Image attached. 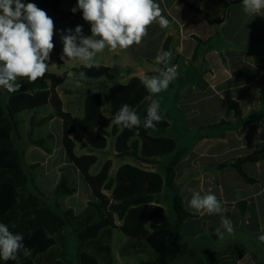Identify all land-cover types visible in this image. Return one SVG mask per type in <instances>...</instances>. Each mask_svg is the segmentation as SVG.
I'll return each mask as SVG.
<instances>
[{
    "label": "crops",
    "instance_id": "crops-1",
    "mask_svg": "<svg viewBox=\"0 0 264 264\" xmlns=\"http://www.w3.org/2000/svg\"><path fill=\"white\" fill-rule=\"evenodd\" d=\"M187 1L206 12L210 19L193 11L181 0H156L162 14L170 22L169 26L161 28L158 22H153L139 45L134 43L127 49L113 51L108 60L111 64L107 69L109 74L103 72L100 77H96L93 73H87L88 79L80 82L78 87H68L67 72L77 69V65H72V61H64L63 66H60L58 62L56 73L62 72L63 75L54 74L56 84L52 85L48 81L51 74L46 72L43 78L49 82L48 89L11 94L0 87L1 101L17 113L19 131L14 134V138L23 154V163L30 177V190L41 194L45 206L57 211L72 209L77 216L84 214L89 204L98 200L92 179H96L94 177L99 174L91 170L87 173L73 160L66 142L68 127L78 122L76 125L80 132L76 136L85 134L92 144L90 138L93 130L101 126L100 118L104 117V124L110 126L122 105L128 104L136 111L137 102L139 105L146 102L136 111L143 121L150 103L157 101L163 119L156 124L155 129H144L141 125L139 129L134 127L129 130L114 123L113 129L118 130L116 134L113 131L110 133L107 131L108 126H104L107 133L102 137L97 135V139L111 144L123 140L129 144L126 149L138 139L140 155L144 158L147 157L142 155L143 149L149 144H168L173 150L172 155L181 149L189 150L177 166L175 183L187 211L193 214L185 221L182 233L196 255L182 257L174 264H264V243L258 240V236L264 234V70L256 64L258 60L264 59V10L257 15L245 14L242 0ZM76 6L77 0H61V13H52L49 17L56 25L64 23L66 26V23L80 21L82 26L90 30L91 25L83 20L82 14L68 15ZM76 12L82 13V10ZM61 33L58 27L54 31L56 47L60 45ZM164 51L173 53L171 65L177 66L178 76L163 90L161 102L157 100L158 93L149 92L142 80L159 75L163 65L158 64L155 57ZM122 57V64L116 68L115 59ZM98 61L100 65L107 62ZM138 72L142 73L138 75ZM137 86L143 88L141 94ZM77 97L80 98L78 106L73 103ZM93 98L96 112L92 111ZM231 100L239 104L242 111L240 116L229 106ZM24 123L29 129L22 131ZM32 139H46L45 146L35 145ZM119 152H112L113 156L121 160L119 164L132 158L117 157ZM59 154V163L50 167L49 164ZM251 155H255L256 160L245 163L243 169L254 180L253 183L247 182L233 166L220 167ZM151 158L159 161L157 156ZM106 162L113 164L111 159ZM105 164L104 161L102 168ZM143 165L152 168V165ZM114 171L112 167L111 173H107L115 180L112 190L102 186L109 195L117 189ZM161 174L163 192L155 194L156 198L162 195L161 202L157 198L154 203L133 207L124 220H120L113 212L111 217L116 219L113 225L109 224L106 212L104 220L83 229L74 225L49 237L33 250L32 261L35 262V258L39 257L41 264H75V261L79 264H102L100 254L109 246L111 264H141L156 259L157 252L145 239L152 232L150 225L162 222L144 221L145 232L138 235L133 228L132 214L139 210L158 208L163 210V222H175V212L174 220L171 207L165 205L168 188L165 185V173L161 171ZM63 176L75 189L74 194H57ZM143 186H147L154 194L148 184L141 185L140 192ZM187 188L200 191L202 195L211 189L222 203L223 212L214 215L195 212L189 207L191 193ZM83 189L87 192L86 198L79 207L74 200ZM221 215L232 221L233 233L229 234L221 227ZM218 227L224 232V239L216 235L215 229ZM106 231H111L110 240L105 237ZM87 233L89 237H85ZM117 235L122 236V243L116 244ZM65 237V243L72 237L76 244L72 251L67 249L61 255L58 249L52 248H56L58 239ZM97 237H101L102 242L94 247L95 250L93 244H81L82 241ZM50 252L57 255L54 262L48 259ZM92 252L97 254L98 261L86 260L87 254ZM146 255L151 260L144 259ZM29 257L17 264H24ZM37 261L34 264H38Z\"/></svg>",
    "mask_w": 264,
    "mask_h": 264
},
{
    "label": "clouds",
    "instance_id": "clouds-1",
    "mask_svg": "<svg viewBox=\"0 0 264 264\" xmlns=\"http://www.w3.org/2000/svg\"><path fill=\"white\" fill-rule=\"evenodd\" d=\"M243 11L248 15H257L264 10V0H242ZM82 10L83 20L91 25L90 36H84L82 27L67 29V34L61 35L64 61H78L87 69L99 68L97 54L106 48L115 51L127 49L134 43L139 45L147 36V28L153 22H158L161 28L169 26V20L162 14V9L156 0H77V6L71 11ZM54 22L44 10L34 3H23L22 0H0V87L9 93L18 92L22 84L18 78H27L30 82L43 78L48 70L50 53L53 44ZM65 57L67 59L65 60ZM173 53L164 51L155 60L163 65L158 76L144 78L142 83L153 93H160L169 87L178 76L177 67L171 65ZM171 65V66H170ZM62 76V72H57ZM67 78L78 87L87 78L84 71H68ZM163 119L160 104L153 100L147 108L143 121L137 112L128 104L121 106L115 114L114 123L131 130L142 125L144 129H155L156 124ZM189 207L197 213L209 215L221 214L222 203L209 189L201 194L192 188ZM221 227L229 234L233 233L232 221L221 215ZM221 227L215 229L216 235L224 239ZM23 235L13 233L9 227L0 223V258L4 261L18 260V254L31 256V250L23 244ZM264 243V234L258 236Z\"/></svg>",
    "mask_w": 264,
    "mask_h": 264
},
{
    "label": "trees",
    "instance_id": "trees-1",
    "mask_svg": "<svg viewBox=\"0 0 264 264\" xmlns=\"http://www.w3.org/2000/svg\"><path fill=\"white\" fill-rule=\"evenodd\" d=\"M181 1L193 11L210 19L206 12L187 0ZM22 2L25 4L34 3L39 9L44 10L48 16L52 13H61V0H22ZM81 14V12H72L68 15ZM196 53H198V50ZM61 61L59 58V62ZM256 64L264 70V59L258 60ZM17 82L21 83L22 87L18 92L11 94L35 92L49 88V82L44 78H38L35 82H30L27 78H18ZM228 103L235 114L240 116L242 111L239 104L232 100ZM18 131L19 122L16 111L10 105H4L0 95V223L7 225L13 233L22 234L24 237L23 244L32 252L44 244L49 237L60 234L74 225L83 229L97 221L104 220L105 215L97 202H91L89 209L81 216H77L72 209L57 211L43 204L41 194H35L29 188L30 177L23 163V154L14 138V134ZM117 132V128H114L113 134ZM76 139L81 141L79 136H76ZM32 142L37 146L44 147L46 139H32ZM131 145L132 150L124 152L122 154L124 157H132L141 164L158 165L160 163L156 158H144L140 155V141L138 139L132 142ZM188 153L189 150L187 149L177 151L165 167V185L167 188L172 189L174 193L173 210L176 214V220L174 223L162 222L150 225L152 232L146 237L145 242L157 252L158 256L152 261L142 262L141 264H174L182 257H194L196 255L185 241L182 233L185 221L193 217V214L187 211L181 194L176 190L175 183L177 166ZM255 160V155H251L238 159L231 165L224 164L220 167L233 166L247 182L253 183L254 180L245 173L243 165ZM113 186L114 180L112 179L106 184L105 189L112 190ZM74 193L75 189L70 187L68 178L63 176L58 185L57 194L72 195ZM156 200V195L150 193L147 186H143L140 193L120 202H112L109 209L117 214L120 220H124L131 208L154 203ZM100 238L97 237L88 242L99 245L102 242ZM23 258L25 257L20 252L18 260L4 261L0 258V264H17ZM48 259L54 262L57 255L50 252ZM37 262L41 264L39 259Z\"/></svg>",
    "mask_w": 264,
    "mask_h": 264
},
{
    "label": "rangeland",
    "instance_id": "rangeland-1",
    "mask_svg": "<svg viewBox=\"0 0 264 264\" xmlns=\"http://www.w3.org/2000/svg\"><path fill=\"white\" fill-rule=\"evenodd\" d=\"M75 20V19H74ZM79 20V19H78ZM54 24L55 29L54 31L58 28H61L62 30V34H67L66 30L70 27H73V33L74 30L77 26H81L82 27V31H83V35L84 36H90L91 32L88 28H85L84 25L82 26L80 21H73L72 24L67 25L65 24ZM55 35V34H54ZM53 35V44H54V48L52 50V52L50 53V59L48 61H46V63L49 64L47 73H50L51 75L48 78V81L51 82L52 85L56 84L57 78L54 77V74H56V66H58V62H59V58L61 57L62 53H63V43L61 41V35H59L60 37V45L59 47H56L55 44V38ZM118 51V50H117ZM112 50L106 48L102 53L97 54L96 60H102V61H107L105 62V65H100V69L93 67L92 69H87L85 68L82 64H80L78 61H72V65H77V69L74 70V72H79V71H84L86 74L87 73H93L96 77H100L102 75V73L104 72V74H109L107 69H109V67H111V64L108 62V60L111 59V55H112ZM71 62V61H70ZM123 62V57L122 58H117L115 59V66L116 68L118 67L117 65L122 64ZM109 63V64H108ZM64 64V60H62L61 62H59L60 66H63ZM114 66V67H115ZM120 66V65H119ZM93 71V72H92ZM142 72H138V75H140ZM48 77V76H47ZM136 82L139 83V81L136 80ZM135 82V83H136ZM68 87H74L76 86L75 83H73L72 81H68L67 82ZM137 89H141L140 92H138L139 94L142 93L143 88H140L139 86L136 87ZM63 90H65V88H63ZM68 90V89H66ZM41 97H44L43 95ZM60 99V98H59ZM98 99V98H97ZM160 99L161 102H163V90L158 93L157 96V100ZM80 102V98L77 97V100L75 99V104H79ZM95 98L92 99V111L96 112V106H95ZM146 102L141 103V105H139L140 103L137 102L136 103V111L140 110V107L142 105H144ZM20 118V117H18ZM21 119V118H20ZM104 117L101 119L100 118V127L99 128H95L96 130H93V135L90 138V141L92 142V144H90L88 142V139L86 138V135L83 134V136L81 137V141H78L76 139V134H78L80 131H78V126L76 124L77 123H73L72 125H70L67 129V137H66V142L68 145V148L70 150L71 156L73 158V160L80 164V166L82 167V169L84 171H86L87 173L89 172V170H91L93 173H98L99 176L98 177H94L96 179H92V186L93 189L96 192V196H97V203L100 205L101 209L103 210V213L106 212L109 215L108 218V222L109 224H115L116 219H113V217H111L112 215H114L113 212H111L109 210V205L112 202H120L126 198L132 197L138 193H140V187L143 184H148L149 186L152 187L153 193L156 195H159V193L163 192V174H161V171L165 173V167L168 165L171 157H172V153L173 150L171 149V146L168 144H149L147 146L144 147L142 155L147 157V158H151V157H155L157 156L159 158L160 163L158 165H152V168L147 167L146 165L144 166L143 164L141 165V163H139L138 161L134 160L133 158H130L128 160H125V162H123V164H119L121 160L117 159L115 156H113L112 152L113 151H120L119 154L117 155V157H124L122 154L124 152L130 151L132 150V145L130 144V148L126 149L125 147H128L129 144H127L126 142H124L123 140H121L120 142H113L111 144V142L106 141V140H101V139H97V135L102 137L105 133H107V131H109L110 133L113 131V127H114V123H112L110 126L105 125L104 124ZM114 124V125H113ZM108 128V130L106 131L105 127ZM22 131H25L26 129H29V126L26 128L25 127V123L22 124L21 127ZM72 130H74L72 132ZM92 133V132H91ZM100 140V141H99ZM99 141V143H98ZM104 141V143H102ZM106 142V143H105ZM106 149L105 151L102 150ZM124 149V150H123ZM59 159H61V155L59 154L57 156L56 159H54L49 166L50 167H54L59 163ZM107 159H111L113 160V164L110 162H106ZM105 161V166L102 168V165ZM117 163V164H116ZM114 164L115 168H114ZM115 170L113 173L115 175L116 181H117V189L115 190V192L112 195H109L108 192L106 190H104L106 184L112 180V176L107 174V173H111V169ZM102 168V170H101ZM96 176V175H93ZM114 180V179H113ZM76 183V182H75ZM115 183V180H114ZM78 184V182H77ZM104 188H103V187ZM149 192L151 193V191L149 190ZM86 191L83 189L82 192L80 193V196L74 200L75 204L77 206H81L84 204L85 198H86ZM161 196L157 197L159 198V202H161ZM173 198H174V194L172 189L168 188L166 193H165V205L166 207H171V214L172 216H174V220H175V214H174V210H173ZM163 203V202H162ZM169 213V212H168ZM81 215V214H80ZM79 216V215H78ZM132 218H133V228L136 230V233L138 235H143L144 234V229H145V223L144 221H154V222H163V218H165V216L163 215V210L162 209H156V208H151V209H147V210H139V211H135L132 214ZM67 230V229H66ZM90 234L87 233L85 234V237H89ZM111 231H106L105 237L107 239H111ZM121 236V235H120ZM119 235H117L116 237H118L116 239V244L117 243H122L123 239L122 236L120 237ZM70 239L66 242L67 237H65L64 239H58L57 240V244H55L56 248H52V249H58V253H60L61 255L64 254L65 250L70 249L71 251L73 250V245L75 246V241H73L72 237H69ZM68 244V245H65ZM81 244H83V246H90L92 244H88V241H82ZM122 245V244H121ZM59 246V248H58ZM44 247H47V245H45ZM97 247L96 244H93V247ZM106 249H104V251L101 252L100 254V259L103 260L102 264H111L110 259H111V254H110V246L109 247H105ZM129 248V247H128ZM127 249V248H126ZM125 249V250H126ZM75 250V248H74ZM95 250V248H94ZM88 257H86V260H91V259H95V260H99L97 254L95 253H88L87 254ZM72 257H74V255H72ZM71 257V259H72ZM39 259V257L35 258V262L36 260ZM146 260H151V258L149 257V255H146L145 258ZM63 260V259H62ZM82 260V257H81ZM65 261V260H64ZM34 261H32V256L29 257V259H27L24 264H34ZM75 264H79V262L75 261ZM100 264V263H99Z\"/></svg>",
    "mask_w": 264,
    "mask_h": 264
},
{
    "label": "built area",
    "instance_id": "built-area-1",
    "mask_svg": "<svg viewBox=\"0 0 264 264\" xmlns=\"http://www.w3.org/2000/svg\"><path fill=\"white\" fill-rule=\"evenodd\" d=\"M171 66V65H170ZM176 66V65H175ZM177 67V66H176Z\"/></svg>",
    "mask_w": 264,
    "mask_h": 264
}]
</instances>
